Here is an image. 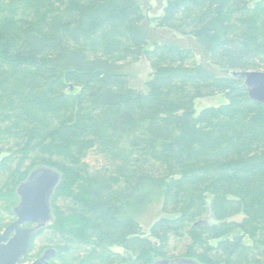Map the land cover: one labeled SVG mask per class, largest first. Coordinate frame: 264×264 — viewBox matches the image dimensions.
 Segmentation results:
<instances>
[{"label":"trees","instance_id":"obj_1","mask_svg":"<svg viewBox=\"0 0 264 264\" xmlns=\"http://www.w3.org/2000/svg\"><path fill=\"white\" fill-rule=\"evenodd\" d=\"M226 70L264 71V0H166L150 22L141 0H0V216L31 168L61 174L21 261L264 264V105Z\"/></svg>","mask_w":264,"mask_h":264},{"label":"water","instance_id":"obj_2","mask_svg":"<svg viewBox=\"0 0 264 264\" xmlns=\"http://www.w3.org/2000/svg\"><path fill=\"white\" fill-rule=\"evenodd\" d=\"M235 78L243 79V86L249 97L264 105V71L258 70H226ZM60 181V173L42 167L30 174L29 180L21 182L17 187L20 201L15 207L16 220L0 233V264H22L21 258L30 247L32 228L23 227L25 222H45L51 216L50 197ZM199 223V221H198ZM14 233L9 237L10 233ZM53 250H45L40 257L29 264H47L53 256ZM188 262L184 258L159 259L154 264H171ZM126 264V263H118Z\"/></svg>","mask_w":264,"mask_h":264},{"label":"rangeland","instance_id":"obj_3","mask_svg":"<svg viewBox=\"0 0 264 264\" xmlns=\"http://www.w3.org/2000/svg\"><path fill=\"white\" fill-rule=\"evenodd\" d=\"M165 2H166V0H141L143 11H144L146 18L149 22L151 21V19L153 17L160 15L162 13ZM151 25H154V24L151 23ZM155 31H156L155 33L157 36H164L165 38L172 36V32H170L168 30H155ZM177 37L180 38V36H178V35H177ZM183 43H186V42H183ZM197 59L200 60V54L197 55ZM150 72H151V68H150L148 62L143 58H141L138 62L132 64L127 69V74H128V77L130 79L131 84L134 85L136 88L142 89V90L145 89V81L148 78V75ZM222 102H224V98L221 95H215L212 97L196 99L195 100L196 113H198L200 109H202L206 106L219 105ZM35 167H41L42 168L45 166L37 165ZM48 168H51V167H48ZM51 169L57 171L55 168H51ZM31 171H32V168H31L30 172L28 173L29 175L32 173ZM57 172L60 173L59 171H57ZM60 179H61V174H60ZM20 183H18V185ZM160 216H163V214L159 210V206H154L145 213V215L141 219V224H142V227L145 230V232L148 231L150 224ZM9 218L10 217H9L8 213L5 215L4 214L1 215L0 219L2 221L0 220V223L3 222V224H4V223L8 222L10 220ZM241 218H242V215L236 216L237 220H240ZM50 222L51 221H48L47 224ZM113 249H114V251H118V252L123 251L121 248L116 247V246H114ZM30 256L33 257V254H30ZM184 259H187L188 262H181V263L173 262L171 264H205L202 261H199L195 258H184ZM51 264H57V260L52 259Z\"/></svg>","mask_w":264,"mask_h":264},{"label":"flooded vegetation","instance_id":"obj_4","mask_svg":"<svg viewBox=\"0 0 264 264\" xmlns=\"http://www.w3.org/2000/svg\"><path fill=\"white\" fill-rule=\"evenodd\" d=\"M4 157V154H3V152L1 153V149H0V161H1V159ZM39 168H41V167H34L33 169H32V173L35 171V170H37V169H39ZM29 174L27 175V177L24 179V180H22L21 182H23V181H28L29 180ZM17 187L18 186H16V188H15V193H16V196H17V201H16V203L12 206V208H11V211H12V213H13V219L12 220H10L9 222H7V223H5V225L3 226V228H2V230L0 231V233H2L4 230H5V228L9 225V224H11V223H13L15 220H16V218H17V216H16V214H15V212H14V209H15V207L18 205V203H19V201H20V196H19V194L17 193ZM56 188V187H55ZM54 188V189H55ZM54 191V190H53ZM53 193V192H52ZM52 196V195H51ZM50 200H51V197H50ZM50 204H51V201H50ZM50 208H51V206H50ZM48 221H51V216H50V218L47 220V221H45V222H40V223H38V222H25V223H23L22 224V226L23 227H28V228H32L33 229V233L36 231V230H39V229H41V228H43V227H47V225L49 224H47V222ZM14 233V231H12L11 233H10V235H9V237L12 235ZM33 233H32V235H33ZM47 249H50V248H44L43 250H42V252L38 255V256H35L33 259H31V260H29V261H21V263L22 264H29V263H31L32 261H34L35 259H37L38 257H40L41 255H42V253L45 251V250H47ZM53 253H54V251H53ZM55 255V253L53 254V256H51L50 258H48V263L47 264H51V260L52 259H54V256Z\"/></svg>","mask_w":264,"mask_h":264}]
</instances>
